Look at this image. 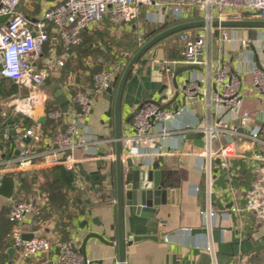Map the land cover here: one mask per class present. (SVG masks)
I'll list each match as a JSON object with an SVG mask.
<instances>
[{
    "label": "crops",
    "instance_id": "crops-1",
    "mask_svg": "<svg viewBox=\"0 0 264 264\" xmlns=\"http://www.w3.org/2000/svg\"><path fill=\"white\" fill-rule=\"evenodd\" d=\"M59 1L17 0L15 7L17 12L23 13L34 22L40 18L45 9ZM185 9L191 11L185 21H204L198 5L185 6ZM8 18L9 15H2L0 21L3 22ZM252 19L257 18L252 17L247 20ZM178 23L165 10L157 12L153 8L141 5L139 16L131 22L115 24L106 17L99 23L85 27L82 34L89 39V44L84 47L89 51L87 55L79 52V48L65 49L57 39L53 38L49 56L42 52L37 59L38 67H42L51 57L62 56L64 50L68 52L64 65L54 72L58 78L60 77V84L52 88V101L63 110L54 95L55 88L61 86L69 99L67 111H71L75 106L70 101L69 92L78 87L90 88L92 71L110 68L117 61L119 52L125 49L131 50L128 49L129 46H133L132 43L137 41V49L131 47L133 49L131 51L136 53L139 50V37L146 42L160 31ZM222 26L225 30L236 29L241 36L257 40L254 45L234 50L232 44L223 43L220 38L221 31L216 28L207 43L211 48L213 59L224 54L226 60L236 70L238 65L234 59L240 55L245 60L239 67L244 88L241 109L255 113L264 107V98L252 86V78L247 70L250 62L260 65L259 60L264 61V26ZM192 28L203 31L205 22ZM153 31L154 34H151ZM182 31L162 38L145 51L135 64L121 96L120 115L123 135L132 132L133 113L145 101L153 99L166 108H175L180 104V95L175 100L174 97L183 84L193 77L195 68L176 65L166 70L162 65L165 59L180 57L181 46L178 37ZM251 57L252 61L249 60ZM175 74H177L178 87L173 78ZM121 75L114 80L115 87L112 94L98 95L92 111L84 118L83 123L88 135L96 141L90 143L88 149L82 147L76 151L77 174L62 165L50 166L45 162H37L29 169L10 173L16 183L15 193L11 198L0 195V229H3V235L0 236V264L38 263L39 256L19 260L16 249L9 253V249L14 247L11 225L4 227L2 221L8 217L12 199L30 198L37 204L43 201L39 185H53L59 178L61 185H69L67 178L64 177L62 180L58 175V171L55 170L57 166L70 171L75 179L74 191L67 188L64 190L66 200L69 199L65 203L70 205V201L75 199L79 207V209H71L66 218L65 222L68 223L66 238L56 229L58 223L63 222L61 220L63 216H55L54 220L45 224L46 228H40L33 221L34 215H31L24 223L25 232L33 235L57 234L63 239H73L79 249L89 233H104L106 239L115 236L114 245L104 243L95 237L89 238L86 252L90 260L102 259L105 264L118 263V219L115 203L111 202L112 199L115 200V196L111 195L110 191L116 176L115 96ZM45 85L46 81L44 87ZM17 91L18 86L13 80L0 77V163L16 156L21 144L26 142L19 137L14 127L16 123H13L14 118L24 116L14 114L9 105V100ZM44 112L45 109L39 110L37 116L41 117ZM204 118L203 104H188L184 112L169 123L184 126L186 128L184 132L171 134L163 140L159 139L152 148L135 145L129 155H125V158L132 157L134 162H144L145 165L152 164L162 156L161 168L168 169V176L179 189L178 194L170 196L173 200L160 205L153 216L136 214L135 208H126L123 218L126 241L125 264H264V220L254 211L236 214L230 210L234 202L244 203L246 193L252 187L255 177L253 167L263 162L261 158L264 157V122H258L261 126L260 137L263 143L244 141L242 155L232 162V174L223 169L217 159L214 160L215 179L212 185H208L206 174L200 167L205 159L195 154L205 145L204 135L197 129ZM47 120L49 119L45 122ZM45 122H40V126ZM11 125L15 129V134L10 132ZM6 128L9 138L4 136ZM226 139L214 141L213 148L217 149L226 142ZM19 173L22 179L16 177ZM78 176L87 186L85 189L76 185ZM20 187L23 189L17 194ZM230 189L234 191L235 198L229 192ZM209 203L217 213L210 229L205 226L201 216V211L206 209ZM111 224H115L114 229L110 228ZM209 234L217 249L215 255L206 249ZM165 236H168V240H165ZM56 256L55 251L44 255L45 264H56Z\"/></svg>",
    "mask_w": 264,
    "mask_h": 264
},
{
    "label": "built area",
    "instance_id": "built-area-1",
    "mask_svg": "<svg viewBox=\"0 0 264 264\" xmlns=\"http://www.w3.org/2000/svg\"><path fill=\"white\" fill-rule=\"evenodd\" d=\"M16 2L17 0H1L0 16L9 15V18L0 21V77L11 79L18 86L17 93L9 100L13 113L30 118L34 124H15L19 137L30 140L21 144L16 156L0 163V185L3 176L29 169L37 162H45L50 166L62 165L77 174L76 151L82 147L88 149L87 146L96 141L88 135L84 118L92 111L96 97L106 92L135 54L127 49L121 50L117 61L110 68L93 74L90 88L78 87L68 91L70 101L75 106L71 111L59 108L44 112L46 119L56 126V131L46 134L37 116V112L46 107L47 97L43 86L48 76L64 65L66 58V54L51 57L42 67H38L37 59L41 56L45 43L51 38L50 29L54 32L53 38L65 49H71L82 42V28L99 23L106 17L115 24L131 22L139 16L141 5L157 12L165 10L179 23L184 22L188 13H191L185 6L198 5L205 28L203 31L194 28L183 30L178 37L180 57L163 61L162 66L166 70L176 65L195 68L193 77L179 91L180 104L175 108H166L149 99L139 106L133 113L132 132L121 138L123 158L129 155L135 145L152 148L159 139L184 132V126L169 123L184 112L186 105L197 103L203 104L205 110V118L197 127L204 135L205 145L195 154L205 159L200 167L206 174L208 185H212L215 179L214 160L217 159L220 166L232 174V162L242 155L243 142L248 140L263 143L258 122H264V107L255 113L241 109L244 88L239 67L245 60L240 55L234 59L238 65L236 70L224 54L213 59L207 43L214 29L218 28L223 43L232 44L234 50L254 45L256 39L243 37L236 29L225 30L221 22L252 17L264 20V0H60L45 9L34 22L16 11ZM215 20L218 21L217 27L213 24ZM144 42L139 37L138 48ZM249 60L252 61V57ZM259 63L260 65H256L250 62L247 73L251 75L252 86L264 98V61L259 60ZM4 136L9 138L7 128ZM221 138H227L226 142L214 149L213 142ZM261 160L262 163L253 167L255 177L244 203L234 202L230 210L236 214L254 211L264 220V157ZM76 185L81 189L87 187L79 176ZM229 192L235 198L234 191L230 189ZM111 202L115 203V200L112 199ZM35 212L33 199H12L9 210L12 221L11 238L19 260L39 256L37 264H45L43 256L55 251L56 264H92L90 259L84 258L73 239H63L57 234H34L30 239H25L24 223ZM216 214L211 203L201 211L208 229ZM164 238L168 240V236ZM206 249L212 255L217 251L210 234Z\"/></svg>",
    "mask_w": 264,
    "mask_h": 264
},
{
    "label": "water",
    "instance_id": "water-1",
    "mask_svg": "<svg viewBox=\"0 0 264 264\" xmlns=\"http://www.w3.org/2000/svg\"><path fill=\"white\" fill-rule=\"evenodd\" d=\"M1 6V0H0ZM204 21H184L173 25L169 28H166L159 33L155 34L153 37L148 39L144 45L139 48V50L134 54L130 60L128 66L123 71L118 88L115 96V137H116V176L114 180L113 187L111 188V195L115 196V206L117 213V245L119 249V261L117 264L124 263V253H125V236L123 230V218L124 213L127 207L135 208L136 214H141L145 216H153L160 205L166 204L173 200L170 198L173 194H178V186L173 182V180L168 176V169L161 168V163H163V157L160 156L155 162L150 165H145L144 162H134L132 157L123 158L122 150V124H121V96L124 90L126 81L132 72L135 64L139 61L141 56L147 51L150 47L155 45L162 38L167 35L176 33L181 30L192 28L194 26L203 25ZM214 25H218V21L213 22ZM221 25L225 26H264V20L261 19H252V20H226L222 21ZM85 28L81 29V32ZM149 58L151 55L148 56ZM178 74V73H177ZM177 74L174 75V81L176 87L177 84ZM113 87H115V81H112L109 87L106 89L108 95L112 94ZM55 97L60 103L64 111H67V106L69 104V99L64 94L62 87L57 86L55 88ZM180 95L178 91L174 97V100L177 99ZM46 116L42 115L39 117V122H45ZM11 134H15V129L13 125L10 126ZM30 138L24 139V141L29 142ZM16 183L12 176L5 175L1 180L0 185V195L11 198L15 193ZM170 198V199H169ZM111 229L115 228V224L110 225ZM33 236L32 233H25L24 238L30 239ZM98 238L99 240L107 243L109 245H114L116 237H110L106 239L104 233L92 232L89 233L82 243L80 248L81 253L84 258L87 260L86 245L89 238ZM15 248L12 247L9 249V253H12ZM92 264H105L104 260H91Z\"/></svg>",
    "mask_w": 264,
    "mask_h": 264
},
{
    "label": "trees",
    "instance_id": "trees-1",
    "mask_svg": "<svg viewBox=\"0 0 264 264\" xmlns=\"http://www.w3.org/2000/svg\"><path fill=\"white\" fill-rule=\"evenodd\" d=\"M154 32L155 31L151 32V34H154ZM50 36H51V38L44 45V48H43L44 54L49 53L50 49L52 48L51 46H53L52 40H53L54 32L52 29H50ZM87 43L89 44V39H87V37L84 34H82V42L80 43V45L73 47V49L79 48V50H78L79 52H83V53H85V55H87V53L89 51L84 49V47L88 45ZM132 44H133V46H129L128 49L133 50L132 48H135V47H136L135 49H137V41L132 43ZM87 48H89V47H87ZM62 53L68 54L67 50H64ZM67 64H68V62H67ZM79 64H80V62H79ZM97 70L99 71L102 69L99 68ZM97 70L92 71L91 75L93 76V74L95 72H97ZM54 109H59V107L55 104V102H53V101L47 102L46 101V107H45L46 112H48L50 110H54ZM21 118H22L21 116L14 118L13 123L22 122L25 126H31L32 124H34V121L28 117H23L22 119ZM41 128L46 134H49L51 132L56 131V126L50 120H47L45 123H43L41 125ZM55 170L58 171V175H60L62 177V180L64 177L67 178V180H68L67 184H69V185H61L59 183L60 178L56 179L53 185H47V184L46 185H39L40 196L43 199V201H39L37 204H35L36 212L33 216V221H34L36 226H38L40 228H42V227L46 228L45 224L52 219L54 220L55 216H63V218L61 219L63 222L62 223L59 222L58 227L56 226V229L59 231V233L61 232L64 235V238H66L67 234L65 231H66V228L68 226V223L65 222L66 218L69 215V211H72L71 209H74V208L79 209V207L77 206L75 199L70 201V205H68V203H65V201H69V199L66 200L64 190H65V188H67V189H72V191H74L76 186L73 184V182L75 179L73 178V175L70 171H66L65 169H63L60 166H57L55 168ZM20 175L21 174L19 173V174H17L16 177L22 179L20 177ZM22 187H20L17 194H19L21 192V190L23 189ZM72 197L74 198V195ZM10 225L12 228V221L9 218V212H8V217H7V219H5V221H2V226L7 227ZM4 229L6 230L7 228H4ZM2 230L3 229H0V236L3 235Z\"/></svg>",
    "mask_w": 264,
    "mask_h": 264
},
{
    "label": "rangeland",
    "instance_id": "rangeland-1",
    "mask_svg": "<svg viewBox=\"0 0 264 264\" xmlns=\"http://www.w3.org/2000/svg\"><path fill=\"white\" fill-rule=\"evenodd\" d=\"M46 54L49 56V53ZM58 84H60V77L58 78L55 73H52L49 78H47L45 87L43 86L44 91L46 92L47 102L52 101V88Z\"/></svg>",
    "mask_w": 264,
    "mask_h": 264
}]
</instances>
